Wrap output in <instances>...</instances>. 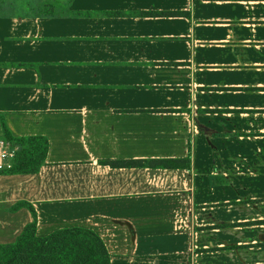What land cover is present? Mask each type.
Segmentation results:
<instances>
[{
  "label": "crops",
  "instance_id": "crops-1",
  "mask_svg": "<svg viewBox=\"0 0 264 264\" xmlns=\"http://www.w3.org/2000/svg\"><path fill=\"white\" fill-rule=\"evenodd\" d=\"M0 117L47 141L0 172V243L24 200L109 264H264V0H0Z\"/></svg>",
  "mask_w": 264,
  "mask_h": 264
},
{
  "label": "trees",
  "instance_id": "trees-1",
  "mask_svg": "<svg viewBox=\"0 0 264 264\" xmlns=\"http://www.w3.org/2000/svg\"><path fill=\"white\" fill-rule=\"evenodd\" d=\"M0 136L18 145L11 166L2 173H34L43 164L47 149L42 135L13 136L0 117ZM183 161V162H182ZM163 159L161 166H188V158ZM182 162V164H180ZM109 164L135 165L136 161H110ZM27 208L31 220L25 224L10 243H0V264H109L108 253L102 240L91 230L81 227H62L46 235L35 234V212L31 205L18 200L9 207L15 211Z\"/></svg>",
  "mask_w": 264,
  "mask_h": 264
},
{
  "label": "built area",
  "instance_id": "built-area-1",
  "mask_svg": "<svg viewBox=\"0 0 264 264\" xmlns=\"http://www.w3.org/2000/svg\"><path fill=\"white\" fill-rule=\"evenodd\" d=\"M17 149L18 145L11 140L0 137V170L8 169L11 166V159Z\"/></svg>",
  "mask_w": 264,
  "mask_h": 264
},
{
  "label": "rangeland",
  "instance_id": "rangeland-1",
  "mask_svg": "<svg viewBox=\"0 0 264 264\" xmlns=\"http://www.w3.org/2000/svg\"><path fill=\"white\" fill-rule=\"evenodd\" d=\"M14 11H17L18 12V10H17V6H14V8H12ZM11 13H13V11H11ZM16 15V17H18V14H15Z\"/></svg>",
  "mask_w": 264,
  "mask_h": 264
}]
</instances>
